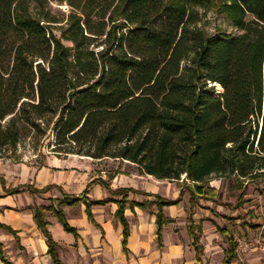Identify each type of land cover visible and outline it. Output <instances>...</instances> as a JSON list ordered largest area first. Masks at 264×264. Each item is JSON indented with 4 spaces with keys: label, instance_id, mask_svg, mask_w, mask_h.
<instances>
[{
    "label": "trees",
    "instance_id": "1",
    "mask_svg": "<svg viewBox=\"0 0 264 264\" xmlns=\"http://www.w3.org/2000/svg\"><path fill=\"white\" fill-rule=\"evenodd\" d=\"M61 3L71 12L56 37L60 21L52 4ZM208 12L239 34L206 32L200 23ZM51 122L55 153L127 161L157 180L185 176L192 185L190 206L200 199L240 208L243 190L235 205L220 204L208 182L251 181L264 174V0H0V151L15 148L29 133L41 138ZM0 184L5 190L2 179ZM101 184L117 198L125 253L126 206L155 207L160 242L162 209L178 204L181 193L168 201ZM59 191L56 205L51 200L33 211L53 264L61 263L45 212L77 237L61 206L82 203L93 222L90 208L110 202H87V190L78 197ZM20 192L5 190L10 196ZM138 194L153 201L129 199ZM0 229L14 234L2 224ZM220 232L228 242L224 264H229L236 245ZM190 236L195 243L197 237ZM0 262L11 264L1 245Z\"/></svg>",
    "mask_w": 264,
    "mask_h": 264
},
{
    "label": "crops",
    "instance_id": "2",
    "mask_svg": "<svg viewBox=\"0 0 264 264\" xmlns=\"http://www.w3.org/2000/svg\"><path fill=\"white\" fill-rule=\"evenodd\" d=\"M99 161L75 155L51 156L36 167L32 163L13 165L0 160V179L4 181V189L21 191L10 196L0 184V224L14 233L0 229V245L7 261L11 264H53L47 253L45 237L33 220L34 208L47 207L49 205L46 203L50 204L51 200H57L58 203L61 200L59 190L71 197H78L87 190L85 195L87 202L107 199L110 202L90 208L93 222L89 221L84 204L61 206L66 222L75 229L77 237L65 232L56 218L45 212L46 228L56 245V254L61 264H214V258L218 261L216 264H224L229 246L220 230L230 235L229 225L236 223L239 225L234 228L243 235V226L239 223H243L242 218L239 221L240 217H243L239 213L243 209L242 206L234 210L221 207L223 213L217 211L227 220L237 219L227 221L222 218V221H226L225 227L218 223L217 218L207 215L206 212L203 215L196 212L191 218H197V221L189 222L187 221L189 210L181 203L183 194L176 181L157 180L138 171L106 176V172L97 173L95 162ZM184 177L181 183L186 181ZM101 182L111 191L128 188L141 194L157 195L168 201L176 200L181 193L178 204L162 209L165 223L162 226L160 242L156 237L155 207L129 209L126 206L124 217L129 226V235L127 253L123 251V227L115 218L117 205L113 202L117 198L112 197ZM49 187L46 193L28 190L30 188L40 191ZM260 193V199L264 203V191ZM141 194L129 195V199L136 203L153 201V198ZM200 201L194 199V204L189 207L192 208ZM203 217L214 220L215 224L200 221L199 218ZM257 220L256 231L262 235L263 248H255L239 259L235 256L229 264H264L263 209H260ZM209 226L224 238L227 249L225 245L220 248L217 245L207 247L204 244L203 236L211 229ZM190 232L197 237L195 243ZM215 248L219 249L218 253L213 251Z\"/></svg>",
    "mask_w": 264,
    "mask_h": 264
},
{
    "label": "rangeland",
    "instance_id": "3",
    "mask_svg": "<svg viewBox=\"0 0 264 264\" xmlns=\"http://www.w3.org/2000/svg\"><path fill=\"white\" fill-rule=\"evenodd\" d=\"M52 12L53 14L57 15L59 17L60 23L55 25L54 28V34L56 37L60 36V30L59 27L64 26L66 23V18L71 12V8L66 3H61V5L52 4ZM202 27L206 32L209 34L218 35L220 33H224L226 35H232L235 36L239 34V32L233 28L228 21H226L223 17L214 14L213 12H208L206 15L202 16L201 23ZM65 46H71L70 43L63 42ZM217 93V92H216ZM54 120V119H53ZM55 132L52 128V122L49 124L48 128L46 129L43 136L39 139L32 138V133H29L27 137H22L17 144L15 148H5L4 150L0 151V160L3 162H9L13 165L17 164H23L28 165L32 163L34 166L38 167L39 165H42L47 157H62L66 155H75L76 154H66L65 151L62 150L60 153H55L54 148L55 145V139H54ZM68 148V147H64ZM83 157V156H80ZM89 158V157H87ZM91 159V158H90ZM99 162H95L97 165V173L100 171L106 172V176L108 175H115L119 173H125L128 174L132 171H138L137 167L129 163L127 161H120L117 159H111V158H103L99 159ZM183 177L177 182V187L181 188V192L183 194L181 203L188 208V218L187 221L192 222L197 221V218H191L193 214L196 212L201 213L200 215H203L204 212L207 213V215H212V217H215L218 219V223H221L222 227H225L224 223L226 221H222L223 218L219 213H223V210L221 206L214 205L213 203H206L205 201L201 200L200 202L196 203L192 208L189 207L188 199H189V193L191 191L192 185L191 183L187 181H183L181 183ZM175 183V182H173ZM210 187H213L218 190L219 197L216 199L217 203L220 204H231L232 206L236 204L237 199L239 197L240 192L243 190L245 193V196L243 198L244 204H243V211L240 210L241 216L239 221L243 220L242 222H239L240 225L243 226V235L240 234V232L235 229L239 224H231V228L229 229L230 236H235L240 241H243L247 244H254L257 240L261 242L262 235L260 232H257L256 229L258 226L255 224L258 220L259 211L260 209L264 210V203L261 201V190L264 188V174L256 175L251 181L247 180H240L236 178H225V179H219V178H212L208 182ZM54 205L57 204V200H54ZM46 205H49V203H46ZM256 208V209H254ZM193 209V210H192ZM202 211V212H200ZM217 211H220L219 213ZM224 220H227L226 218H223ZM200 221H209L210 224H215L214 220H208V217L199 218ZM237 220L236 218H230V220L227 221H233ZM217 223V222H216ZM197 227V226H195ZM211 228L209 231H207L204 236V244L207 247H211L212 245H217L220 248L225 245L227 249V245L224 242V238L218 235L217 232H215L214 228ZM250 231V232H249ZM251 235H250V234ZM201 234V232L199 233ZM218 237L216 238L215 237ZM262 243V242H261ZM214 252L218 253L219 249L215 248L213 250ZM254 251V250H253ZM214 264H216L218 261L214 258Z\"/></svg>",
    "mask_w": 264,
    "mask_h": 264
},
{
    "label": "built area",
    "instance_id": "4",
    "mask_svg": "<svg viewBox=\"0 0 264 264\" xmlns=\"http://www.w3.org/2000/svg\"><path fill=\"white\" fill-rule=\"evenodd\" d=\"M233 242L235 243V250L234 254L237 259H239L242 255H245L246 253L252 252L255 248L262 249V243L260 241H256L254 244H247L243 241H240L235 236H232Z\"/></svg>",
    "mask_w": 264,
    "mask_h": 264
},
{
    "label": "bare ground",
    "instance_id": "5",
    "mask_svg": "<svg viewBox=\"0 0 264 264\" xmlns=\"http://www.w3.org/2000/svg\"><path fill=\"white\" fill-rule=\"evenodd\" d=\"M216 87L217 94L221 93V88L218 85H214Z\"/></svg>",
    "mask_w": 264,
    "mask_h": 264
},
{
    "label": "water",
    "instance_id": "6",
    "mask_svg": "<svg viewBox=\"0 0 264 264\" xmlns=\"http://www.w3.org/2000/svg\"><path fill=\"white\" fill-rule=\"evenodd\" d=\"M212 86H214V85H212Z\"/></svg>",
    "mask_w": 264,
    "mask_h": 264
}]
</instances>
